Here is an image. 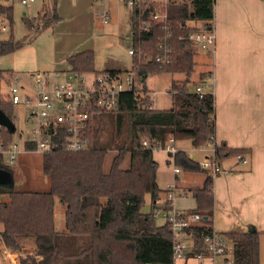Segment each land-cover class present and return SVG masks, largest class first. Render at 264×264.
Instances as JSON below:
<instances>
[{
    "label": "trees",
    "instance_id": "1",
    "mask_svg": "<svg viewBox=\"0 0 264 264\" xmlns=\"http://www.w3.org/2000/svg\"><path fill=\"white\" fill-rule=\"evenodd\" d=\"M172 14L167 23L152 22L139 29V19H147L160 3L149 0L142 11L131 10L133 46L142 50L143 59L133 56V66L143 85L119 94L115 109L93 105L89 110L86 136L89 148L67 150L61 144L45 152L43 171L50 176L51 186L45 191L19 190L0 185L1 238L10 248L21 249L19 241L33 238L36 255H51L53 264H172L173 234L167 222L158 224L152 212L142 206L145 195L158 200L162 188L157 181L159 163L154 148H165L168 142L191 139L195 147L205 146L216 133L215 95L205 90L202 97L192 86V74L198 65L194 46L180 36L198 30L189 21L201 22L209 29L214 19L215 0H169ZM56 4V0H55ZM10 26L14 9L9 10ZM61 17L55 5L44 16V25H52ZM160 37L171 49L170 63L157 59ZM23 42L14 36L0 42V56L17 51ZM69 69L96 74L117 69H96L94 50L86 49L67 58ZM182 73L184 79H173L169 94L171 106L154 107L152 92L146 79L151 73ZM204 75V76H203ZM206 73L203 72V81ZM201 81V82H202ZM198 85V84H197ZM13 132L0 128V141H10ZM147 141V144H144ZM27 143L26 148L34 149ZM114 150L111 166L105 169L108 151ZM216 156L224 158L246 154L248 149L216 145ZM170 155L172 153H169ZM129 160V165L124 163ZM172 161L189 173H205L201 186L190 189L202 221L189 227L196 252L206 251L203 232L214 224V177L200 162L183 150L172 154ZM0 168L12 172L0 154ZM5 197V199L3 198ZM65 206V228H56V201ZM231 244L228 264H261L260 232L225 233ZM20 264H36L34 257L20 259Z\"/></svg>",
    "mask_w": 264,
    "mask_h": 264
},
{
    "label": "built area",
    "instance_id": "2",
    "mask_svg": "<svg viewBox=\"0 0 264 264\" xmlns=\"http://www.w3.org/2000/svg\"><path fill=\"white\" fill-rule=\"evenodd\" d=\"M35 0H0V33L11 28L9 10L20 3L28 5ZM130 7V10L142 11L149 0H121ZM158 1V0H157ZM171 3L164 0L163 5L151 11L147 19H139V29H146L152 22L167 23L172 14ZM103 22H109L110 16L102 14ZM201 23V22H200ZM189 24V23H188ZM202 24V23H201ZM189 26H192L189 24ZM198 30L191 31L180 36L194 47L210 52L215 51L216 33L214 24L209 29L203 25H193ZM3 41L0 39V42ZM158 48L162 51L157 59L164 64L170 63L171 49L165 44V37H160ZM129 54L143 59L142 50L136 54V48L131 47ZM0 56V109L10 118L14 125L13 138L10 141H0V154L7 156L10 164L14 163L20 148L29 151H38L44 154L60 146L70 151H81L89 148V138L86 131L89 127V110L93 105L106 110H113L118 103L119 94L134 89L137 72L132 65L123 72L112 74L104 72L95 74L89 78L91 73H79L71 69L44 72L39 70L25 74L19 73L1 64ZM140 78V77H139ZM141 79V78H140ZM195 91L203 96L205 90L202 84L195 87ZM10 131L0 123V128ZM212 137L206 145H211V153L206 150L201 166L215 177L222 172L220 161L216 156V143ZM173 139H171L172 141ZM33 144L34 149L26 148V144ZM147 144V141H144ZM155 149H170L155 147ZM243 163H248V158L239 153L235 156ZM175 172H180L178 166H174ZM177 187L174 183L169 185L167 199L164 206L155 205L152 213L156 217H163L170 225L173 234V263L180 264L191 259L205 264H228L231 259L229 252L231 244L225 234L219 232L214 224L203 232L206 251L196 252L190 256L194 249L193 236L188 229L193 224H198L202 216L198 213H190L175 206ZM13 252L8 256L13 257Z\"/></svg>",
    "mask_w": 264,
    "mask_h": 264
},
{
    "label": "crops",
    "instance_id": "3",
    "mask_svg": "<svg viewBox=\"0 0 264 264\" xmlns=\"http://www.w3.org/2000/svg\"><path fill=\"white\" fill-rule=\"evenodd\" d=\"M130 12L128 22L133 34ZM103 13L109 14V22H103ZM23 14H27V11L24 10ZM98 17L104 24H109L111 21L109 7L101 9ZM194 24L202 25L200 22ZM213 24L216 33L215 51L203 50L201 58L204 57L210 62L209 65H205V72L202 71L206 73L204 90L211 91L207 88L209 84L206 82L209 79L213 81L211 87L215 95L216 112L214 140L216 145L226 144L231 148L248 149L244 155L248 158V163H243L234 156L224 158L220 162L222 172L214 177V227L223 234L247 231L250 228L257 229L260 232L261 264H264V0H215ZM95 64L96 69L100 70L97 68V59ZM103 64L102 70L117 69L123 72L130 68L107 61ZM67 69L69 68L59 67L44 72ZM31 71L34 70L23 72L28 74ZM156 102L154 99V107H158ZM187 141L192 144L191 139L168 142L170 149H163L167 152L164 156L167 168L173 166L172 154L177 150H183L192 157L184 145ZM207 146L200 147L199 150L204 154L208 150ZM161 169L159 167L157 181L163 191L158 200H152V209L155 205H165L166 188L171 183L177 182L180 186L177 190H183L179 194L176 193V198L192 196L190 189L202 185L188 183L189 179L183 174V170L175 172L174 166L171 173L170 171L165 173ZM160 173L164 184L158 180ZM167 174H170L169 179L164 178ZM205 177L206 175L202 177V183ZM195 207L196 203L192 207L179 209L189 211ZM2 228L3 224L0 222V232ZM64 228L65 220L62 229ZM34 258L36 264H53L51 255H36ZM6 259L10 264L9 259ZM19 260L14 263L20 264Z\"/></svg>",
    "mask_w": 264,
    "mask_h": 264
},
{
    "label": "rangeland",
    "instance_id": "4",
    "mask_svg": "<svg viewBox=\"0 0 264 264\" xmlns=\"http://www.w3.org/2000/svg\"><path fill=\"white\" fill-rule=\"evenodd\" d=\"M158 2L163 5L164 0H158ZM54 5L61 19L55 24L44 25L45 12L52 10ZM105 6L109 7L111 13L109 24H104L98 17V13ZM24 10L27 11V14H23ZM129 12L130 7L121 0H56V4L55 0H35L28 5L17 3L14 5V24L9 30L0 33V39L7 40L10 36H14L17 40L23 42V46L17 51L4 55L1 58V64L5 68L20 71L19 73L27 76V73L23 71H44L59 67L69 68L67 58L70 55L82 50L92 49L97 59V68H100V70L103 69L102 65H104L103 62L105 61L115 65L120 64L121 66L131 67L133 65V57L128 50L133 47V35L128 22ZM189 24L196 25L194 22H189ZM194 49L197 53L198 65L191 76V85L202 84L204 87L203 82L205 79L201 80L202 72L206 69L205 65H209L210 62H207L204 57L201 58L203 50L199 47H194ZM94 76L95 74L91 73L89 78L92 79ZM173 79L182 80L184 79V74L151 73L146 79L159 108L171 106L169 89ZM212 83V79L206 82V84H209L207 88L211 91L213 90L211 87ZM136 84L139 87L143 85L139 77L136 79ZM184 145L187 146L192 159L201 160L203 152L198 147L193 146L190 141L185 142ZM210 148L211 145L206 147L208 152H211ZM166 153L165 150L155 149L154 156L159 163V167L162 168L161 171L165 173L170 171L171 173L173 166L176 165L172 161L173 166L167 168V164L165 165L164 163ZM114 155V150L108 151L104 165L106 170L111 166ZM42 159L43 154L41 152L29 151L23 147L20 148L14 163L10 164L8 157H4L5 163L12 170V179L16 189L31 191L50 189L51 179L43 171ZM128 165L129 160L123 166L127 167ZM184 172L183 174L188 177V183L191 185H201L202 177L206 175L205 173H192L189 175ZM164 178L169 179L170 174L165 175ZM158 180L164 184L161 173ZM176 183H174L175 186L177 188L180 187ZM166 189H169V186ZM182 191L178 189L175 192L179 194ZM3 198L5 199V197ZM152 200L150 194L145 195V202L142 206L143 212H152ZM174 203L176 207L184 208L192 207L196 202L193 196H179ZM64 213L65 206L57 200L56 226L58 230H62L64 226ZM156 221L158 224H163L164 218L156 217ZM19 243L22 246L21 249L10 248L0 235V264H8L6 258L9 259L10 264H15L14 262L18 259L36 256L33 238H23ZM9 252H13L16 255L9 257ZM16 256H18V259H16ZM229 256L231 257V254ZM187 264L202 263L191 259Z\"/></svg>",
    "mask_w": 264,
    "mask_h": 264
},
{
    "label": "water",
    "instance_id": "5",
    "mask_svg": "<svg viewBox=\"0 0 264 264\" xmlns=\"http://www.w3.org/2000/svg\"><path fill=\"white\" fill-rule=\"evenodd\" d=\"M0 123L6 126L11 132L14 130V125L10 118L0 109ZM0 185L12 187L14 181L12 179V172L0 168Z\"/></svg>",
    "mask_w": 264,
    "mask_h": 264
}]
</instances>
